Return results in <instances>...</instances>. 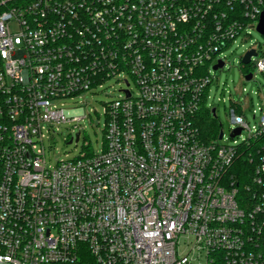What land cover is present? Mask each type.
Instances as JSON below:
<instances>
[{"label": "built area", "instance_id": "obj_1", "mask_svg": "<svg viewBox=\"0 0 264 264\" xmlns=\"http://www.w3.org/2000/svg\"><path fill=\"white\" fill-rule=\"evenodd\" d=\"M263 12L264 0H0V264H264V96L253 126L230 110L233 145L199 127L210 67ZM246 54L253 80L264 53ZM120 73L101 151L84 142L47 167L43 141Z\"/></svg>", "mask_w": 264, "mask_h": 264}, {"label": "rangeland", "instance_id": "obj_2", "mask_svg": "<svg viewBox=\"0 0 264 264\" xmlns=\"http://www.w3.org/2000/svg\"><path fill=\"white\" fill-rule=\"evenodd\" d=\"M237 43L238 47L233 45L224 52L225 65L222 69L213 70L212 66L209 69L213 81L209 87L207 105L210 118L218 126L219 123L221 125L219 128L222 130L223 138L218 143L224 145H233V140H230V132L233 129L230 110L234 107L239 108L243 111L246 121L253 126L255 121L252 119V112L257 109L259 99L264 96V76L253 67L254 59H260L264 54L252 60L250 72L254 75L253 80H244L241 73V58L250 46L261 47V52L264 53V36L252 30L250 36L240 37ZM126 78V74L120 73L77 100L79 105L85 107L86 118L79 122L60 125L53 137L43 141L47 167L52 169L59 161H69L79 157L85 150L84 142L88 143L94 152L101 151L105 125L104 109L107 103L121 96L119 91L126 87L123 82ZM130 87L136 91L133 83H130ZM212 109L216 110V118L210 113ZM237 113L239 114V110ZM79 130L78 142L67 144L69 135L74 136ZM247 134L246 130L243 131L240 137L234 139L235 143H240Z\"/></svg>", "mask_w": 264, "mask_h": 264}, {"label": "trees", "instance_id": "obj_3", "mask_svg": "<svg viewBox=\"0 0 264 264\" xmlns=\"http://www.w3.org/2000/svg\"><path fill=\"white\" fill-rule=\"evenodd\" d=\"M221 125L219 123V126L214 123V120L212 118H210V114L207 111H204L200 117V121H199V127L201 130V133L204 135V137L209 140V139H213L215 140L221 129L219 128ZM83 264H93V261L91 260V258H86V260H84Z\"/></svg>", "mask_w": 264, "mask_h": 264}, {"label": "water", "instance_id": "obj_4", "mask_svg": "<svg viewBox=\"0 0 264 264\" xmlns=\"http://www.w3.org/2000/svg\"><path fill=\"white\" fill-rule=\"evenodd\" d=\"M257 32H259L261 35L264 36V12H263L262 15H261V18H260V21H259V25H258V27H257ZM254 55H255V54H254V51H250V52H248V53L244 56V58H243V60H242L243 64H248L249 61H250V57H251V56H254ZM222 66H223V64H222V63H219L217 66H214L213 69H214V70H217L218 68H222ZM250 78H251L250 75L246 76V80H249ZM212 116L215 117V109H212ZM239 133H240V130H235V131H234V134H231L230 137H234V136H236V135H239ZM78 137H79V134L77 133V134L75 135V139H76V141H78ZM221 138H222V131L220 132V134H219V136H218V139H221ZM68 143H70V141H69Z\"/></svg>", "mask_w": 264, "mask_h": 264}]
</instances>
